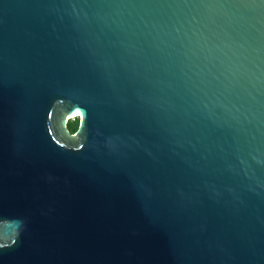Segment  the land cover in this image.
<instances>
[{"label": "water", "instance_id": "obj_1", "mask_svg": "<svg viewBox=\"0 0 264 264\" xmlns=\"http://www.w3.org/2000/svg\"><path fill=\"white\" fill-rule=\"evenodd\" d=\"M0 264H264V0H0Z\"/></svg>", "mask_w": 264, "mask_h": 264}, {"label": "trees", "instance_id": "obj_2", "mask_svg": "<svg viewBox=\"0 0 264 264\" xmlns=\"http://www.w3.org/2000/svg\"><path fill=\"white\" fill-rule=\"evenodd\" d=\"M79 127V120L78 119H75L74 121L70 122L68 124V131L71 133V134H75L77 129Z\"/></svg>", "mask_w": 264, "mask_h": 264}, {"label": "bare ground", "instance_id": "obj_3", "mask_svg": "<svg viewBox=\"0 0 264 264\" xmlns=\"http://www.w3.org/2000/svg\"><path fill=\"white\" fill-rule=\"evenodd\" d=\"M78 116H79L78 113H73L71 118L78 117Z\"/></svg>", "mask_w": 264, "mask_h": 264}]
</instances>
